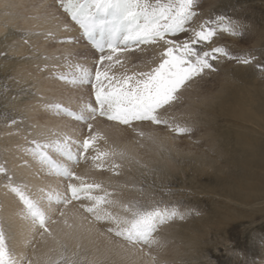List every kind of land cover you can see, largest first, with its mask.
<instances>
[{"label":"rangeland","instance_id":"rangeland-1","mask_svg":"<svg viewBox=\"0 0 264 264\" xmlns=\"http://www.w3.org/2000/svg\"><path fill=\"white\" fill-rule=\"evenodd\" d=\"M39 5L43 7L37 11ZM199 5L205 17L224 15L238 18L246 25L242 36L218 34L213 38L216 44L227 47L233 54H252L259 61H264V0H199ZM44 14L51 18L55 16L56 23L71 28L66 23L70 22L67 14L58 9V0H0V167L7 170L14 186L26 190L24 192L30 198L45 206L51 203L53 210H65L66 216L53 215L56 222L49 224L53 235H46L45 241L41 240L35 234L31 219L22 211V202L5 187L8 181L0 172V222L5 228L9 248L11 250V244L17 238L21 243L18 256L31 257L33 250L41 256L56 245L54 235L60 231L64 232V238H68L66 233L78 225L69 247L78 248L82 255L95 260L96 264H149L150 258L144 252L127 249L119 238L105 230L103 224H92L84 219L86 214L79 209V201H73L66 207L56 204L55 197L64 194L67 180L48 174V168L32 155L35 138L41 144L50 145L41 151L45 149L49 154H57L67 164L68 161L56 152L54 145L66 142L75 152L88 135L84 122L66 117L52 104L48 105V111H44L36 96L59 102L61 109L70 111H79L87 100H93L89 85H65L58 75L70 78L76 64L87 67L92 63L95 52L82 42H75L72 39L75 35L62 36L36 27L33 21ZM139 58L147 66L152 53L146 51L139 54ZM217 67L218 71L201 80L172 111L165 114L170 124L187 125L191 128L190 133L180 135L164 124L144 122L139 131L145 135L140 136L129 127L98 117L93 122V131H98L103 139L97 141V146L119 153L120 144H133L130 153H125L127 159L119 155L109 157V161L120 165L116 169L120 174L107 170L108 161L102 162L104 168L95 167L87 158L94 154L92 149L80 158L78 164L71 165L86 182H99L113 192L111 198L121 205L129 201L140 206L160 202L169 210L176 208L187 213L183 220L175 219L162 226L159 236L164 246L152 249L156 264H264V244L260 243L264 237V189H253L255 175L263 171L242 157L237 141V135L250 133L257 126L223 114L226 105L235 109L237 102L243 105L245 101L258 119L264 116V70L258 68L255 61L244 65L228 59L217 63ZM213 102L217 106L212 105ZM214 109L220 116L210 133L207 125L214 121ZM243 111H248V108L244 107ZM13 120L17 123L13 124ZM45 126L50 129V139L41 134ZM71 140L76 143H71ZM169 141L172 147L168 145ZM37 164L40 165L38 170L35 168ZM42 178L51 183L47 184L49 187L42 184L47 183ZM8 195L13 197L12 204L15 203L11 208H7ZM247 196L251 200L249 204L243 201ZM105 207L122 213L119 205ZM74 216L83 221L78 222ZM25 223L28 232L21 230L20 226ZM24 233H28L26 239Z\"/></svg>","mask_w":264,"mask_h":264},{"label":"snow or ice","instance_id":"snow-or-ice-1","mask_svg":"<svg viewBox=\"0 0 264 264\" xmlns=\"http://www.w3.org/2000/svg\"><path fill=\"white\" fill-rule=\"evenodd\" d=\"M39 7L43 5L38 6L37 11ZM58 9L70 17V22H66L69 27L78 26L79 35L72 39L95 52L89 66L76 64L70 78L59 74L58 79L73 87L89 85L94 102L89 99L79 111H70L61 109L59 102L36 96L44 111H48V105L52 104L58 111L84 122L88 135L75 152L66 142L54 145L56 152L71 162L69 164L54 161L46 151H41L50 145L41 144L35 138L32 155L38 157L41 165L67 180L64 194L55 197L56 204L66 207L73 201H79V209L86 214L84 219L92 224H103L105 230L119 238L123 246L144 252L150 258L149 264H156L152 249L164 246L159 236L162 226L175 219L183 220L187 213L176 208L169 210L160 202L140 206L129 201L121 205L111 198L113 192L101 183L86 182L78 176L71 164H78L89 149L94 154L87 158L95 167L104 168L102 162L108 161L107 170L120 174L116 171L120 165L109 161V157L124 154L97 146V141L103 137L98 131H93V122L102 117L128 126L140 136L145 135L139 131L143 122L164 124L180 135L190 133L191 128L187 125H172L165 118V114L172 111L189 90L218 71L217 63L224 59L244 65L255 61L261 70H264V61H259L252 54H233L227 47L216 44L213 38L218 34L242 36L246 25L238 18L224 15L205 17L200 12L199 0H58ZM149 50L152 59L145 66L139 54ZM12 123L17 122L13 120ZM49 133L50 129L45 126L41 134L50 139ZM0 172L8 181L5 187L22 202V211L31 219L35 234L41 240H45L46 235L52 236L49 224L56 222L53 215L65 217L66 213L59 208L53 210L51 203L45 206L30 198L20 186H14L5 168L0 167ZM114 191L118 192V189ZM118 205L122 213L105 207ZM64 223L67 225L66 219ZM7 240L0 222V264H96L95 260L82 255L78 248L71 249L59 240L41 256L33 250L31 257L13 254ZM260 243L264 244V237Z\"/></svg>","mask_w":264,"mask_h":264},{"label":"bare ground","instance_id":"bare-ground-1","mask_svg":"<svg viewBox=\"0 0 264 264\" xmlns=\"http://www.w3.org/2000/svg\"><path fill=\"white\" fill-rule=\"evenodd\" d=\"M6 1V0H5ZM2 2H4V0H2ZM6 3V2H5ZM7 4V3H6ZM47 5V4H46ZM40 6V5H39ZM55 10V9H54ZM52 11V10H51ZM36 12V11H35ZM38 16V15H37ZM35 17V16H34ZM57 20V19H56ZM33 21V20H32ZM69 22V21H68ZM33 23H35V25H36V27H40V28H46L47 30H48V32L49 31H52L53 33L55 32L56 34H60V35H62V36H68L69 37V35L71 36V35H75V36H78V33H79V31H78V28H77V26L76 27H74V26H72L71 28H68L67 26L66 27H62L61 25H62V23H60V22H58V23H56V21H55V16H52V18H51V16L49 17L48 15L46 16V14H44V15H40V17H39V19L37 20V21H33ZM33 26V25H32ZM35 28V27H34ZM46 29H44V31H46ZM3 32V31H2ZM54 33V34H55ZM48 34H50V33H48ZM74 36V37H75ZM73 37V36H72ZM45 38V37H44ZM63 38V37H62ZM67 38V37H66ZM216 38V37H215ZM71 45V44H70ZM81 47H83V46H81ZM76 49V48H75ZM65 50V49H64ZM81 51V50H80ZM52 60V59H51ZM44 68V67H43ZM41 71V70H40ZM56 71V70H55ZM263 79V78H262ZM27 83V82H26ZM22 85V84H21ZM63 87V86H62ZM67 88V87H66ZM60 89V88H59ZM63 90V89H62ZM58 92V91H57ZM43 93V92H42ZM65 96V95H64ZM59 97V96H58ZM217 97V96H216ZM60 98V97H59ZM64 98V97H63ZM219 98V97H218ZM221 101V100H220ZM238 101V99H236V102ZM69 102V101H68ZM225 102V101H224ZM249 102V101H248ZM31 103V102H30ZM29 104V103H28ZM212 105H216L214 102H213V104ZM219 105V104H218ZM226 105V104H225ZM217 106V105H216ZM236 106V108L235 109H230V106L229 105H226L225 107H224V109H223V114L226 116V117H229V118H234V119H236V120H242V121H246V122H251V123H253L254 125H256L257 126V128L255 129V130H251V132L250 133H242V134H239V135H237V141H238V144H239V147L240 148H238V150L240 151V154L242 155V157H244L245 159H247V162L248 163H252L253 165H254V167L255 168H258V169H260L261 171H263V173H257L256 175H255V179L253 180L254 182V185H253V189L254 190H256V189H264V116L263 117H261V119H258L257 118V116H255V114H254V111L251 109V107H250V105H247L246 104V102L245 101H243V105H241V103H238L237 102V105H235ZM244 107H247L248 108V111H243V108ZM31 108V107H30ZM219 108H222V107H220L219 106ZM33 110V109H32ZM73 110V109H72ZM196 110V109H195ZM214 112H213V116H214V121H212V123L210 124V125H207V128H209V130H210V133L212 132V131H214V128L216 127L215 126V122H218V121H216V118H218L220 115H219V112H218V110L217 109H214L213 110ZM221 111V110H220ZM37 112V111H36ZM248 112V113H247ZM253 113V114H252ZM28 115V114H27ZM40 115V114H39ZM55 115V114H54ZM212 115H211V117H212ZM37 116V115H36ZM221 116H222V114H221ZM207 117H209V116H207ZM211 119V118H210ZM23 120V119H22ZM219 120V119H218ZM30 121H32V120H30ZM54 122V121H53ZM55 122H56V120H55ZM190 123V122H189ZM35 124V123H34ZM51 124H52V122H51ZM54 125H55V123H54ZM58 126V125H57ZM69 126V125H68ZM71 126V125H70ZM74 126V125H73ZM36 127V126H35ZM38 128V127H37ZM60 128V127H59ZM66 128V127H65ZM206 128V129H207ZM40 129V128H39ZM63 129V128H62ZM69 129V128H68ZM200 129V128H199ZM72 130H74V129H72ZM71 130V131H72ZM83 130V129H82ZM67 131V130H66ZM123 131H126L125 129L123 130ZM122 131V132H123ZM11 132V131H10ZM25 132V131H24ZM23 132V133H24ZM69 132V131H68ZM81 133V132H80ZM125 132H123V134H124ZM209 133V134H210ZM65 135H67V134H65ZM52 137V136H51ZM72 137V136H71ZM7 138V137H6ZM76 139V138H75ZM9 140V139H8ZM161 140V139H160ZM165 140V139H164ZM169 140V139H168ZM171 140V139H170ZM24 141V140H23ZM31 141V140H30ZM61 141V140H60ZM62 141H64V140H62ZM69 141V140H68ZM72 141V140H71ZM41 142V141H40ZM161 142V141H160ZM165 142V141H164ZM4 143V142H3ZM122 143V142H121ZM123 144V143H122ZM130 144V145H129ZM128 144V142H127V145H121L120 144V150H119V153H123L124 155V157H125V159H127V157H126V155H125V153H130V151H131V148H130V146H131V144L132 143H129ZM161 144V143H160ZM170 144V141H169V143H168V145ZM159 145V144H158ZM75 146V145H74ZM132 146H133V144H132ZM170 146H171V144H170ZM173 146V145H172ZM171 146V147H172ZM10 147V146H9ZM238 147V146H237ZM24 149V148H23ZM136 149V148H135ZM44 151H45V149H43ZM172 151V150H171ZM17 152V151H16ZM47 152V151H46ZM49 152V151H48ZM47 152V153H48ZM118 153V152H117ZM177 153V152H176ZM49 154V153H48ZM49 155H51V157L54 159V160H56V161H58L59 163H62V164H64L66 161H64L63 162V160L62 159H60L59 158V156H57V154H55V155H53V153L52 154H49ZM59 155V154H58ZM120 156V155H119ZM134 156L135 157H137L135 154H134ZM122 157V156H121ZM38 159V158H37ZM12 160V159H11ZM249 160H250V162H249ZM38 161V160H37ZM127 161V160H126ZM129 162V161H128ZM245 162V161H244ZM34 164V163H33ZM67 164H69L68 162H67ZM128 164V163H127ZM32 166H34V165H32ZM252 166V165H251ZM30 167H31V165H30ZM38 167H40V165L39 164H37V166H35V168L38 170ZM46 169L48 168L46 165L44 166ZM33 167H31V169H32ZM35 168H33V169H35ZM35 169V170H36ZM41 169V168H40ZM82 169V168H81ZM83 170V169H82ZM33 171V170H32ZM41 171V170H40ZM40 171H37V172H39L40 174H42L41 172L43 171V169H42V171L40 172ZM47 171H48V174H52L53 176L55 175V173L54 172H52L49 168L47 169ZM124 171V170H123ZM25 172V171H24ZM35 173H36V171H35ZM45 172H43V174H44ZM47 174V173H46ZM31 175H33V174H31ZM37 175V174H36ZM35 175V176H36ZM39 175V174H38ZM44 176H45V174H44ZM53 176H51L52 178H53ZM57 176V175H56ZM246 176V175H245ZM37 177V176H36ZM39 177V176H38ZM42 177H43V175H42ZM50 177V176H49ZM50 177V178H51ZM57 177H59V176H57ZM41 178V177H40ZM48 178V177H47ZM55 178V177H54ZM63 178V177H62ZM14 179V178H13ZM26 179V178H25ZM38 179V178H37ZM43 179V178H42ZM41 179V180H42ZM56 179V178H55ZM60 179V178H59ZM64 179V178H63ZM62 179V180H63ZM58 180V179H57ZM241 180V179H240ZM27 181V180H26ZM33 181V180H32ZM45 180L43 179V182H44ZM53 181V180H52ZM59 181V180H58ZM63 181H65V180H63ZM30 182H31V180H30ZM38 183H39V181H37ZM45 182H47L46 184L45 183H42L43 185H47V184H51V183H48V181H45ZM55 182H56V180H55ZM54 182V183H55ZM34 183H36V181H34ZM58 183V182H57ZM60 183H61V181H60ZM41 184V185H42ZM39 185V184H38ZM40 185V186H41ZM48 186V185H47ZM46 186V187H47ZM53 186H57V185H53ZM59 186H61V185H59ZM59 186H57V187H59ZM49 187V186H48ZM51 188V187H50ZM36 189V188H35ZM49 189V188H48ZM52 189H54V188H51V190ZM59 189V188H58ZM64 189V188H63ZM44 190V189H43ZM50 190V191H51ZM56 190V189H55ZM61 190V189H60ZM25 192H26V190H24ZM30 191V190H29ZM59 191V190H58ZM57 193V192H56ZM258 193H259V191H258ZM260 194V193H259ZM57 195V194H56ZM255 195H257V193H255ZM10 195H8V197H9ZM12 196V195H11ZM29 196V195H28ZM50 197V196H49ZM9 200V203H8V205H7V208L9 207V208H11V206L13 205H15V203L14 204H12V202H11V199H13V197L12 198H8ZM50 199V198H49ZM257 199V198H256ZM258 199H259V197H258ZM7 201V202H8ZM244 202H246V203H251V200H250V197H245V200H243ZM77 204V203H76ZM16 205H18V202L16 203ZM19 206H20V204H19ZM64 206V205H63ZM6 211H8V210H6ZM65 211V210H64ZM73 215V214H72ZM75 217V216H74ZM77 217V216H76ZM75 217V219H77ZM80 217V216H79ZM22 218V217H21ZM57 219V218H56ZM74 219V220H75ZM79 219V218H78ZM77 219V220H78ZM80 220V221H79ZM78 220V222H81V221H83V219H79ZM76 221V220H75ZM77 222V221H76ZM20 224H23V223H20ZM75 224V223H74ZM170 224V223H169ZM26 225V223L24 224V225H21L20 227H22L21 228V230H23L22 232H24L25 230L27 231V227L25 226ZM84 225V224H83ZM24 226V227H23ZM30 227H31V225H29ZM81 226V225H80ZM171 226V225H170ZM33 227V226H32ZM35 228V227H34ZM84 228V227H83ZM83 228H82V230H83ZM33 229V228H32ZM76 229H79V226L77 225V228H75V226H73L71 229H70V232H68V233H66L69 237L68 238H64L65 237V235H63L64 234V232H60L59 231V233L57 234V235H54L53 237H54V242H55V244H56V242H57V240H59V241H61V242H63V243H67L68 245H70V242H72L73 241V235L72 234H75L74 232H76L75 230ZM164 229V228H163ZM166 229V228H165ZM35 230V229H34ZM30 231V230H29ZM36 231V230H35ZM171 231V230H170ZM28 232V231H27ZM55 232H56V230H55ZM83 232V231H82ZM169 232V231H168ZM77 233V232H76ZM175 233V232H174ZM19 234H21V233H19ZM26 234H28V233H26ZM25 233H24V235L25 236H23V237H25V239L27 238ZM62 235H63V238H61L62 237ZM175 236V235H174ZM67 237V236H66ZM29 238V237H28ZM34 238V237H33ZM91 239V238H90ZM166 239V238H165ZM17 238H15V241H13V244H11V250H13V254H15V255H17L18 256V251H19V247H20V244L21 243H19V241L17 240ZM39 241H41V240H39ZM43 241H45V240H43ZM40 244V243H39ZM42 244V243H41ZM72 244V243H71ZM97 244V243H96ZM166 244V243H165ZM92 245V244H91ZM24 246V245H23ZM22 246V247H23ZM41 247V246H40ZM87 249H88V247H87ZM94 250V249H93ZM20 251L22 252V249H20ZM24 251V250H23ZM88 251V250H87ZM20 252V253H21ZM39 253V252H38ZM31 254V256H32V253H30ZM44 254V253H43ZM97 254V253H96ZM21 255V254H20ZM164 257V256H163Z\"/></svg>","mask_w":264,"mask_h":264}]
</instances>
